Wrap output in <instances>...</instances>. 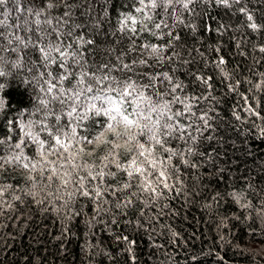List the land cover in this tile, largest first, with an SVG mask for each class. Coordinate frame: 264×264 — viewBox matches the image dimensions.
<instances>
[{
    "label": "trees",
    "instance_id": "1",
    "mask_svg": "<svg viewBox=\"0 0 264 264\" xmlns=\"http://www.w3.org/2000/svg\"><path fill=\"white\" fill-rule=\"evenodd\" d=\"M65 4L70 7L66 9ZM130 5L135 7L134 0H59L56 7L37 17L28 10L39 9L41 0H10V27L0 28V32L39 39L40 32L45 31L51 33L44 40L47 44L49 40H57L54 29L61 33L71 30L72 36L64 40L66 44L78 36L94 41L92 45L82 44L79 51L83 52V70L100 75L97 66L115 65L116 56L130 45L128 36L118 31L120 15L128 13ZM190 7L192 14L176 6L183 24L173 16L165 17L181 37L177 50L192 60L175 73L185 85L184 94L206 97L193 101L195 116L181 118L182 123L192 124L188 131L196 137L194 153L186 154L189 163L179 158L173 160L183 190L180 194L168 193L166 199L161 198L155 204L145 205L138 200L126 212L122 210L115 216L113 203L112 211L102 213V219L98 218L101 222L94 221L89 228L87 221L93 214L90 201L81 199L75 204L80 215L65 219L66 209L55 210L54 205L59 202L37 204L31 196L20 192L31 187V182L26 181L22 169L9 168L0 172V184L15 186L22 199L13 201L11 191L5 196L14 207L0 212V264H133V254L135 264H257V261L264 264V253L257 255L261 248L257 241L264 239V220L260 215L264 209V136L253 125V121L256 124L262 121L242 110L244 101L239 95H248L254 107L259 102V111L264 115V91L250 92L251 85L247 83L249 79L260 82V74L264 73V54L258 51V46H264V0H241L231 8L217 6L215 0H196ZM241 7L253 15V22L261 26L259 31L247 27L246 16L238 11ZM65 11L70 12V17L64 16ZM58 17L67 23H57ZM45 19H51L52 24L43 23ZM186 25H195V31ZM143 36L152 43H165L148 33ZM0 43L6 45L7 41ZM2 54L9 55L7 51ZM131 55L125 56L126 62L131 63ZM220 57L225 60L224 68L231 82L241 81L237 93L228 91L229 81L213 63ZM189 68L211 77V95L206 86L188 74ZM74 71L79 73L81 68L74 66ZM29 75L26 66L5 94L10 106L0 112V137L17 138L19 128L16 133H9L8 121L24 119L32 110L35 97L25 82ZM112 75L123 74L114 71ZM234 109L241 120H236ZM204 112L212 117L207 128L197 119ZM170 146L187 147L183 140H173ZM27 151L31 154L33 149ZM3 152L4 146L0 145V155ZM233 192L241 195V203L232 198ZM218 194L222 198L214 200ZM113 219L117 223H112ZM122 236L133 241L131 251L117 239Z\"/></svg>",
    "mask_w": 264,
    "mask_h": 264
},
{
    "label": "snow or ice",
    "instance_id": "2",
    "mask_svg": "<svg viewBox=\"0 0 264 264\" xmlns=\"http://www.w3.org/2000/svg\"><path fill=\"white\" fill-rule=\"evenodd\" d=\"M9 2L0 0V15L4 17L0 19V28L10 27ZM58 2L47 0L45 3V0H41L39 9L28 11L30 15L39 17L56 7ZM195 2L134 0L135 7L130 5L129 12L122 13L118 20V31L128 36L130 45L116 56L115 65L97 66L100 75L83 70V52L79 51L82 44L92 45L94 41L78 36L66 44L64 40L72 36L71 30L61 33L59 29H54L57 40H49L47 44L44 40L51 33L45 31L40 32L39 39L0 32V40L7 41L6 45L0 43V112L9 108L5 94L26 66L30 75L25 82L35 97L26 118L8 121L11 126L9 133H16L19 128L18 137H0V145L4 146V152L0 155V172L9 168L12 171L22 169L31 187L19 191L31 196L37 204L59 202L54 205L55 210L60 212L61 207L66 209L65 219L80 215V209L75 204L81 199L90 201L93 214L87 221L89 228L94 221L101 222L102 213L106 215L112 211L113 203L115 216L122 210L126 212L138 200L149 205L161 198L166 199L167 194L173 191L180 194L183 181L176 175L173 160L179 158L188 164L186 154L194 153L196 140L188 131L192 124L182 123L181 118L195 116L193 101L198 102L206 97L184 94L185 85L175 73L181 65H190L192 60L177 50L181 37L174 31L175 25H170L165 17L173 16L183 24L185 22L177 13L176 6L192 14L190 6ZM240 2L215 0L217 6L225 8ZM64 7L67 9L70 6L65 4ZM238 11L246 16L248 28L260 30L261 26L253 22V15L246 8L241 7ZM64 16L70 17V12L65 11ZM157 17L160 19L157 20ZM61 21L67 23L63 17H58L57 23ZM36 23L39 25L40 21ZM43 23L52 24V20L45 19ZM186 26H191L195 31V25ZM144 33L157 40L164 39L165 43H152L143 36ZM73 44H76L75 48ZM29 48L32 52L26 51ZM5 51L9 55L2 54ZM258 51L264 54V46H258ZM129 53H132L131 63L125 61ZM213 63L229 81L228 91L237 93L241 81L231 82V76L224 68V58L220 57ZM169 65H173L170 70H163ZM74 66H79L81 71L76 73ZM114 71H120L123 75L113 76ZM187 72L206 86L211 95L210 76L193 72L191 68ZM260 76V82L247 81L251 85L250 92L253 89L264 91V73ZM239 95L244 101L242 110L249 117L255 116L262 121L261 124L253 121V125L264 136V115L259 111V102L254 107L248 95ZM174 105L182 107L175 108ZM233 114L236 120L242 119L235 109ZM21 115L25 116L24 113ZM197 119L203 121L207 128L212 117L204 112ZM196 130L200 131L199 128ZM173 140H183L187 147L173 148L170 146ZM30 148L33 149L31 154L27 151ZM101 148L103 150L98 151ZM191 167L197 165L191 164ZM176 184L180 187L177 188ZM9 191L13 194V201L22 199L21 195L16 194L15 186L0 184V212L14 207L5 199ZM231 196L238 204L241 203L239 193L233 192ZM108 197L113 199L109 200ZM221 198L219 194L213 197L214 200ZM105 205L109 207L105 208ZM241 207L249 205L241 204ZM260 215L264 220V209ZM112 223L117 221L113 219ZM117 239L122 240L131 251L133 241L127 236ZM257 243L261 245L257 252L260 255L264 253V239ZM132 260L135 264L134 254Z\"/></svg>",
    "mask_w": 264,
    "mask_h": 264
}]
</instances>
